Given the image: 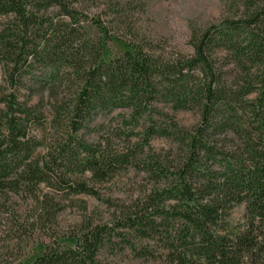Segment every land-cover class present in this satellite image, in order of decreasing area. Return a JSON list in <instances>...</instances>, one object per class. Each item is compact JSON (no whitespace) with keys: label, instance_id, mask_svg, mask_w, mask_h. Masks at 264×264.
<instances>
[{"label":"trees","instance_id":"obj_1","mask_svg":"<svg viewBox=\"0 0 264 264\" xmlns=\"http://www.w3.org/2000/svg\"><path fill=\"white\" fill-rule=\"evenodd\" d=\"M239 3L221 25L193 28L184 55L140 38L125 0L99 14L93 0H0L1 221L20 243L58 226L71 197L112 210L70 245L54 236L0 264H101L105 250L145 264H264V0ZM116 45L124 50L109 55ZM116 110L120 126L92 127ZM180 111H198L199 123L181 126ZM155 138L177 152L158 154ZM131 171L146 175L143 192L108 197Z\"/></svg>","mask_w":264,"mask_h":264},{"label":"rangeland","instance_id":"obj_2","mask_svg":"<svg viewBox=\"0 0 264 264\" xmlns=\"http://www.w3.org/2000/svg\"><path fill=\"white\" fill-rule=\"evenodd\" d=\"M94 13H103L107 10L109 0H93ZM130 2L129 16L135 25L138 35L142 39L152 41L157 47H165L167 50L178 51L184 55L193 54V47L190 44L193 28L204 30L211 26L221 25L226 19H231L238 13L240 0H125ZM143 5V6H142ZM144 10H143V8ZM114 15L103 17L104 21L114 19ZM88 34L91 37L97 35V31L91 25H87ZM124 50L122 45H116L108 53H120ZM123 113L116 110L111 113H104L97 117L92 127H99L102 124L113 129L120 126L119 115ZM181 126L186 128L195 127L200 121L198 111H180L175 113ZM100 132L86 133L90 142L99 140ZM151 145L158 154L167 155L177 152V144L171 140L155 138ZM147 186L146 175L131 171L128 174L116 179L110 190L114 201L129 202L131 198L138 197ZM22 205L18 212L25 213L26 205L22 200L16 198ZM112 210L109 204L98 201L88 196L71 197L67 202L66 209L58 214L56 227L41 224L35 231L22 233L21 242L16 238V233L6 226L2 218L6 214H0V260L2 256L10 259H27L38 253L41 242L51 243L52 237H57L62 243L70 245L69 237L74 230L90 222L103 223L108 220ZM246 206L242 205L231 213L230 221L240 223L244 220ZM57 235V236H56ZM101 264H145L136 258L130 251H114L111 253L105 250L101 256Z\"/></svg>","mask_w":264,"mask_h":264}]
</instances>
